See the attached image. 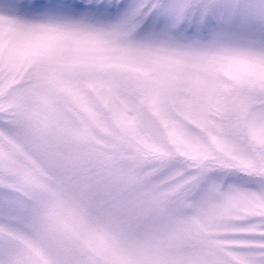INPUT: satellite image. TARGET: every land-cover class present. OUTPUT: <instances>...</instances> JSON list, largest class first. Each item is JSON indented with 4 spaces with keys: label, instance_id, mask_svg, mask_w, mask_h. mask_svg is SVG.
<instances>
[{
    "label": "snow or ice",
    "instance_id": "1",
    "mask_svg": "<svg viewBox=\"0 0 264 264\" xmlns=\"http://www.w3.org/2000/svg\"><path fill=\"white\" fill-rule=\"evenodd\" d=\"M0 264H264V0H0Z\"/></svg>",
    "mask_w": 264,
    "mask_h": 264
}]
</instances>
